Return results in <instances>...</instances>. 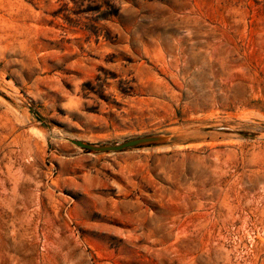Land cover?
I'll use <instances>...</instances> for the list:
<instances>
[{
	"label": "rangeland",
	"instance_id": "rangeland-1",
	"mask_svg": "<svg viewBox=\"0 0 264 264\" xmlns=\"http://www.w3.org/2000/svg\"><path fill=\"white\" fill-rule=\"evenodd\" d=\"M0 264H264V0H0Z\"/></svg>",
	"mask_w": 264,
	"mask_h": 264
},
{
	"label": "water",
	"instance_id": "water-1",
	"mask_svg": "<svg viewBox=\"0 0 264 264\" xmlns=\"http://www.w3.org/2000/svg\"><path fill=\"white\" fill-rule=\"evenodd\" d=\"M70 142L76 147L84 150L86 153H114L122 152L127 149H133L141 146H147L152 144H160L164 142L161 137H141L132 139L126 142L112 145H91L82 141L70 140Z\"/></svg>",
	"mask_w": 264,
	"mask_h": 264
}]
</instances>
